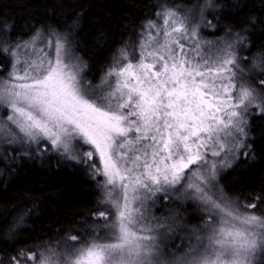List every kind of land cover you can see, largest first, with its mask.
Masks as SVG:
<instances>
[{"label": "snow or ice", "instance_id": "1", "mask_svg": "<svg viewBox=\"0 0 264 264\" xmlns=\"http://www.w3.org/2000/svg\"><path fill=\"white\" fill-rule=\"evenodd\" d=\"M160 7L141 26L139 59L128 50L136 46L121 47L99 84L85 78L67 33L37 30L13 42L10 26L0 25V56L11 60L0 77V109L9 110L0 141L80 167L105 206L90 238L73 235L77 243L38 257L22 249L15 264H257L264 254V196L241 207L218 179L241 157L255 158L250 121L264 118V80L253 87L235 51L247 37L205 54L189 18ZM259 58L253 67L264 71ZM172 192L202 204L209 223L195 247L168 254L160 236L172 225L150 215L148 202Z\"/></svg>", "mask_w": 264, "mask_h": 264}, {"label": "trees", "instance_id": "2", "mask_svg": "<svg viewBox=\"0 0 264 264\" xmlns=\"http://www.w3.org/2000/svg\"><path fill=\"white\" fill-rule=\"evenodd\" d=\"M161 5L180 12L204 10L215 28L207 36L223 34L231 41L237 34L245 35L243 57L250 62L260 57L257 62L264 63L260 55L264 54V0H0V25L10 26L13 42L28 40L37 30L67 33L75 54L87 65L85 77L97 84L121 47L136 46L141 26L161 12ZM8 66L9 59L0 56V68L6 69L0 77H5ZM252 75L251 85L258 89L264 71L255 67ZM250 124L255 158H241L225 176L227 192L240 198L242 205L264 196V118L256 117ZM103 208L95 182L80 167L54 153L29 157L19 146L0 144V264H15L13 258L22 249L25 257H38L73 235L82 240L88 228L95 229ZM258 208L264 209V202ZM21 215L23 222L8 232ZM257 264H264V254L257 257Z\"/></svg>", "mask_w": 264, "mask_h": 264}, {"label": "rangeland", "instance_id": "3", "mask_svg": "<svg viewBox=\"0 0 264 264\" xmlns=\"http://www.w3.org/2000/svg\"><path fill=\"white\" fill-rule=\"evenodd\" d=\"M167 10H170V9H167ZM170 11H175L177 16H181V17L187 16L189 18L190 26L198 29L199 36L201 38L202 43H205L206 45L209 46L205 54H211L215 52L217 48H222L225 43L233 41V40L231 41L227 40L226 36L223 34L212 35L211 37L207 36V34L211 32L214 34L215 28H213L209 20L208 21L206 20L203 14L204 10L200 11V13L196 12V10L194 9H187L186 11H183V12H180L177 10H170ZM156 19H157V16L153 20H156ZM159 23L161 24V27H163V17L160 18ZM175 26L179 27L178 24ZM152 34L154 36L156 35L155 29L152 31ZM159 38L163 39L162 36ZM139 40H140V37L133 51L134 55L136 56V59H139V48H138ZM45 43H47V41H45ZM245 49H246L245 47L239 44H237L235 47L236 54L240 58V68L243 70V75L245 79L250 80V83H252V78H253L252 69L255 67H253V60L250 62V58L246 60L245 57H243V53H245ZM202 51H205V50L202 49ZM9 71H11V60L10 59H9V66H8L5 77L8 76ZM91 83L96 84L94 82H91ZM257 90H260V85ZM8 114H9L8 109L6 108L0 109V118H2L3 120L5 121L7 120ZM12 127L15 130L14 126ZM1 143L3 142L0 141V144ZM44 143H48V142L45 141ZM241 158L244 159L243 157ZM98 162L99 160L97 157V163ZM234 166L230 169L222 171L218 179L220 182V187L223 189L225 196L233 201L238 200L242 207L243 206L242 200L240 198L233 197V195H230L227 192L228 185L226 184L225 176L234 168ZM182 191L183 189H181V192ZM99 197H100V193H99ZM148 206H149L150 215L156 217L160 222L167 220L172 225L171 230L164 231L162 235L160 236L161 247L168 254H171L172 252L182 253V252L187 251L190 247H195L197 245V237L205 236L207 234L208 230L206 229V225L209 223V216H208V213L205 211L204 206L200 204L198 201L185 198L181 196L179 192H172V193H169L168 195L160 193V194H157V196L154 197L152 201L148 202ZM194 220L196 221L195 222L196 225L192 226L190 222ZM102 223L103 221L101 220L100 224ZM94 230H95L94 228H88V233H86V235L81 236L83 237L82 240L88 239L90 238V236L96 234ZM102 231L103 229H101V232ZM84 236H86V238ZM66 243L75 244L77 242L68 240V241H65L53 247V249L63 250Z\"/></svg>", "mask_w": 264, "mask_h": 264}]
</instances>
